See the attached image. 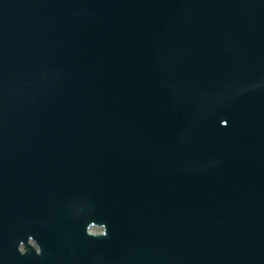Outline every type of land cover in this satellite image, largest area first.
Segmentation results:
<instances>
[{
    "label": "water",
    "instance_id": "water-1",
    "mask_svg": "<svg viewBox=\"0 0 264 264\" xmlns=\"http://www.w3.org/2000/svg\"><path fill=\"white\" fill-rule=\"evenodd\" d=\"M0 264H264V0H0Z\"/></svg>",
    "mask_w": 264,
    "mask_h": 264
}]
</instances>
